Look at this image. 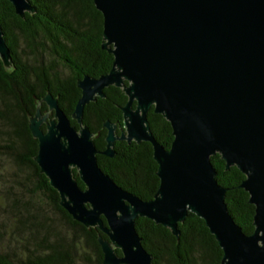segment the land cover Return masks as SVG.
<instances>
[{"label":"water","instance_id":"95a60500","mask_svg":"<svg viewBox=\"0 0 264 264\" xmlns=\"http://www.w3.org/2000/svg\"><path fill=\"white\" fill-rule=\"evenodd\" d=\"M5 1L20 19L34 13L27 0ZM92 4L101 16L100 48L112 62L107 73L75 81L79 97L69 119L77 129L49 94L40 102L51 119L41 117L37 101L34 115L27 118L37 148L32 160L57 193L58 206L72 221L105 235L96 240L101 264H152L134 220L147 219L177 238V224L187 213L213 237L220 264H264V0ZM0 62L11 69L1 28ZM109 86L121 89L126 98L120 107L122 130L114 136V126L105 121L104 147L97 151L82 112L103 98L102 90ZM150 108L169 125L167 149L149 131ZM116 140L150 145L158 182L150 200L122 190L98 169L95 156L113 158ZM215 154L225 169L235 167L244 177L237 188L253 206L249 235L227 213L226 189L216 184L209 163Z\"/></svg>","mask_w":264,"mask_h":264},{"label":"trees","instance_id":"16d2710c","mask_svg":"<svg viewBox=\"0 0 264 264\" xmlns=\"http://www.w3.org/2000/svg\"><path fill=\"white\" fill-rule=\"evenodd\" d=\"M27 1L34 13H24L20 19L7 1L0 0V28L11 62L9 71L0 62V160L22 173L11 180L0 173V264H101L96 240H105V235L72 221L58 206L57 193L32 160L36 140L27 128L36 101L40 103L38 111L45 112L40 100L46 94L69 119L79 97L75 81L83 76L96 78L109 70L112 57L100 48L101 16L92 0ZM54 62L62 69L61 75ZM102 94L103 98H95L82 112V124L91 133L97 151L104 147L102 124L107 121L120 126L119 107L125 102L121 89L109 86ZM146 121L154 139L167 149L171 141L168 123L151 108ZM69 123L77 129L74 121L69 119ZM40 129L43 131V126ZM112 150L113 158L95 156L98 169L122 190L141 201L150 200L158 183L150 146L114 142ZM209 163L216 184L226 189L223 201L227 213L241 232L249 235L253 206L247 203V194L237 188L243 175L235 167L225 169L216 154ZM72 174L83 189L74 170ZM41 203L47 211H41ZM54 221L62 228L56 229ZM134 230L152 264H220L221 252L213 237L190 213L177 224V238L144 218L134 220ZM114 252L119 256L118 250Z\"/></svg>","mask_w":264,"mask_h":264},{"label":"rangeland","instance_id":"374dc122","mask_svg":"<svg viewBox=\"0 0 264 264\" xmlns=\"http://www.w3.org/2000/svg\"><path fill=\"white\" fill-rule=\"evenodd\" d=\"M44 59L47 61L48 59L46 58V56L44 57ZM54 67L55 70L61 75L62 73V69H60L59 65L56 64L54 62ZM0 173L3 175L4 178L11 180V179H18L21 176V172L16 171V169L12 166H10L7 162L0 160ZM1 186V185H0ZM13 192H15V190H13ZM31 202H36V200L32 199ZM41 207V211H47V207L45 205H43L42 203L40 204ZM32 212L35 211L34 206H32L31 209ZM54 226L56 229H61L62 227L60 226V224L57 221H54Z\"/></svg>","mask_w":264,"mask_h":264},{"label":"flooded vegetation","instance_id":"af4514ba","mask_svg":"<svg viewBox=\"0 0 264 264\" xmlns=\"http://www.w3.org/2000/svg\"><path fill=\"white\" fill-rule=\"evenodd\" d=\"M106 52V51H105ZM107 53V52H106ZM110 55V54H109ZM110 69V68H109ZM65 71H66V69H65ZM108 72V71H107ZM106 72V73H107ZM105 74V73H104ZM70 76H71V74H70ZM91 78H93V77H91ZM97 78V77H96ZM76 87V86H75ZM113 87V86H112ZM115 88V87H114ZM77 89V88H76ZM119 89V88H118ZM79 91V90H78ZM122 91V90H121ZM124 95V94H123ZM124 97H125V95H124ZM125 101H126V98H125ZM125 103V102H124ZM133 104V103H132ZM123 106V105H122ZM121 106V107H122ZM133 106H134V104H133ZM133 106H132V108H133ZM119 112H120V107H119ZM41 114V117H43V115L44 114H47L46 115V118H45V122H47V121H49L50 119H51V117H52V114H51V112H48L47 110H45V112H41L40 113ZM120 114H121V112H120ZM41 126H43V128L45 127V125H44V122L40 125V127ZM114 136H116V137H119V135H120V132H121V130H122V117H121V125L120 126H118V127H115L114 126ZM119 129V130H118ZM43 131H44V129H43ZM151 133V132H150ZM152 135V134H151ZM153 137V136H152ZM154 138V137H153ZM155 140V139H154ZM156 141V140H155ZM114 142H122V143H126V144H129L130 142H133V141H130L129 143H127L125 140H120V141H118V140H116V141H114ZM113 142V143H114ZM157 142V141H156ZM133 143H135V142H133ZM140 143H146V142H139V143H135V144H140ZM146 144H148V143H146ZM149 145V144H148ZM150 146V145H149ZM150 149H151V147H150ZM101 156V155H100ZM104 157V156H103ZM106 158V157H105Z\"/></svg>","mask_w":264,"mask_h":264}]
</instances>
